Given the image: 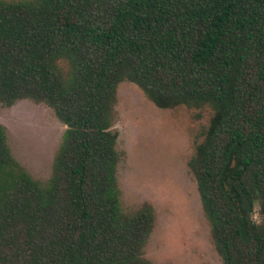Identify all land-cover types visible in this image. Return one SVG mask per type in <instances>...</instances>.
Returning a JSON list of instances; mask_svg holds the SVG:
<instances>
[{"label": "trees", "instance_id": "trees-1", "mask_svg": "<svg viewBox=\"0 0 264 264\" xmlns=\"http://www.w3.org/2000/svg\"><path fill=\"white\" fill-rule=\"evenodd\" d=\"M123 81L195 125L186 167L222 264H264V0H0V106L66 127L41 182L0 124V264H152L153 207L119 201Z\"/></svg>", "mask_w": 264, "mask_h": 264}, {"label": "rangeland", "instance_id": "rangeland-1", "mask_svg": "<svg viewBox=\"0 0 264 264\" xmlns=\"http://www.w3.org/2000/svg\"><path fill=\"white\" fill-rule=\"evenodd\" d=\"M113 109L121 210L132 213L147 203L155 212L144 258L152 264H222L186 167L195 125L185 108L158 109L136 85L123 81L116 88ZM0 124L15 160L33 179L47 181L66 129L53 110L19 100L0 106ZM254 217L258 220L257 209Z\"/></svg>", "mask_w": 264, "mask_h": 264}]
</instances>
